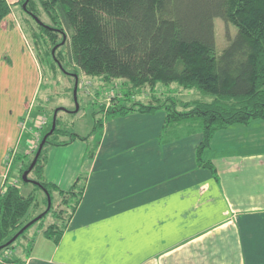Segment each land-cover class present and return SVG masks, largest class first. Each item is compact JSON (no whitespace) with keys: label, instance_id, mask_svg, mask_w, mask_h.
I'll use <instances>...</instances> for the list:
<instances>
[{"label":"crops","instance_id":"crops-1","mask_svg":"<svg viewBox=\"0 0 264 264\" xmlns=\"http://www.w3.org/2000/svg\"><path fill=\"white\" fill-rule=\"evenodd\" d=\"M37 98L32 92L20 109L10 98L0 102V122L7 123L0 127V187L6 154L15 150L11 169L15 164L18 173L27 150L25 144L19 151L23 136L33 138L43 117L40 108L31 117ZM165 116L160 108L102 119L86 161L83 141L53 146L44 180L66 192L83 176L80 199L57 242L36 229L27 234L30 251H4L0 262L264 264V127H238L235 137L232 127L216 131L201 152L208 167L196 160L201 130L164 127Z\"/></svg>","mask_w":264,"mask_h":264},{"label":"trees","instance_id":"trees-1","mask_svg":"<svg viewBox=\"0 0 264 264\" xmlns=\"http://www.w3.org/2000/svg\"><path fill=\"white\" fill-rule=\"evenodd\" d=\"M38 2L39 8L35 7L33 0H28L23 8L32 19L35 17L40 22L34 19L42 31L41 35L33 32L34 38L41 40L44 47H51L59 33L64 35L65 31L68 32L65 55L60 51L57 53L66 57L84 76L100 77L106 85L115 80L121 81V85L128 90L123 95H133L135 90L145 86L154 89L158 83L169 85L173 82L183 89H194L199 95V98L182 105L172 98L161 102L135 101L127 105V99L121 101L118 98L113 100L114 105L109 107L104 118L126 115L132 111L164 109V127L183 124L201 130L202 140L197 147L196 160L199 164L210 167L201 160V152L209 146L216 131L232 124H247L252 119L264 117V0ZM38 9L57 26L41 21ZM9 12L7 0H0V23ZM216 17L233 24L237 29L235 36L218 54L215 50L213 26V19ZM55 46L56 51L60 44ZM46 51L45 49L42 53L38 48L39 58L47 64L50 62L52 69L60 64L58 66L64 70L55 51L54 54L52 50L49 54ZM46 55L48 57L44 58ZM101 122L102 120L96 122L95 128H99ZM58 124L56 117L55 128L46 138L30 171L36 172L37 179L31 181L42 192L46 206L48 198L50 199L51 207L49 210L45 208V216L54 212V192H58L61 203L68 210L65 219L52 221L44 227L43 224L38 226L43 228V236L53 242L60 238L84 187L83 176H79L68 191L60 192L42 176L46 145L62 146L75 139L84 140L72 133L67 140L58 141ZM47 127L45 134L50 130L51 124ZM93 143L90 150L87 145L85 161L93 156L96 141L93 140ZM35 154L36 152L33 158ZM33 200V195L24 197L14 187H8L4 194H0V255L4 249H14L13 243L21 237L27 240L21 246L22 250L26 253L30 251L32 238L27 236V232L34 225L27 226L20 233L17 229L20 228V219ZM14 236L10 245L7 244ZM17 262L20 260L3 258L0 264Z\"/></svg>","mask_w":264,"mask_h":264},{"label":"rangeland","instance_id":"rangeland-1","mask_svg":"<svg viewBox=\"0 0 264 264\" xmlns=\"http://www.w3.org/2000/svg\"><path fill=\"white\" fill-rule=\"evenodd\" d=\"M24 1L25 0H7L10 5V12L0 23V83L2 84L0 86V102H5L6 100L4 99L10 98L12 105L20 109L23 108V105L28 104V96L35 91L38 98L36 99L31 117L34 119L37 109L40 108L39 114L47 120V125L45 127L36 128V146L26 150L23 157L24 160L20 162L21 168L18 173H16V171L14 172L13 169L15 164H13L10 176L16 179L17 185H5L6 189L8 187L20 189V194L24 197H29L30 195L34 196L33 203L20 219V228L18 227L17 229L19 230L18 233H20L24 227L26 228L33 224L34 226L27 232V234H29L36 229L41 230V228L38 227L39 224H43L42 227H44L52 221H60L61 218L65 219L67 217L68 210L66 206H64L60 200H56L58 195L54 193L52 204L54 214L51 212L45 216L47 206L44 202V196L39 189H36L35 185L32 183L33 181H31L37 179L36 172L28 173L27 179L31 182L24 183L21 178L22 173L25 171H23V169L31 162L48 128L47 126L51 124L55 110L58 111L56 117L59 121L57 126L59 135L56 139H58V141L67 140L73 133L84 138V140H78L85 142L90 150L94 144L93 140L97 141L95 138H99L100 135V127L95 128V124L107 116L106 114L108 109H110L109 107L114 105L112 104L113 100L119 98L121 101H125V99H127V105H131L135 101L147 102L148 98L149 101L151 100L154 102H156L155 100L161 102L164 99L170 100V98H172L179 105H182L186 101L199 98V95H197L194 89H183L175 82L169 85L158 83L154 89L145 86L135 90L133 95L129 93L123 95V93L128 90L121 85V81L115 80V82L110 85H106L100 77L84 76L77 67L68 62L66 57H62L57 53L60 51L65 55L68 46V32L65 31L64 35H66L64 40L62 37L63 35L59 33L55 40V44L51 45V47H44L41 40H36L34 38L33 32L37 35H41L42 31L34 19L23 11L22 5ZM33 1L35 2V7L39 8L38 0ZM38 12V17L41 21L49 25L57 26L48 19L42 10L38 9ZM213 26L215 50L218 54L227 45L229 40L235 36L237 29L233 24L225 23L217 17L213 19ZM59 44L60 46L58 48L60 50L57 48L55 51V45ZM36 45L42 53L45 49L47 50L45 53L48 52V54L50 50H52V54H54L55 51L64 70L58 66L60 64H58L55 69H52V67H50V62L47 64L46 61L41 60L38 56L40 52H38ZM46 57L48 56H44V58ZM76 74L78 84L74 99L73 90ZM76 105L78 107L77 111H75ZM115 105L118 107V104ZM13 114L15 115V112ZM254 120H259V122H255ZM260 122H262L261 119H252L247 124H232L228 126L232 127L229 128L228 133H232V137L239 136L238 127H264L263 124L258 126ZM6 125L7 123L0 122V127H6ZM233 127H235L236 130L233 129ZM1 132L0 128V133ZM29 138L31 139V136H23L20 146L18 145L20 148L19 151L22 150L25 144L27 145L30 140ZM51 149H53V145L48 144L45 146V155L47 158ZM65 156H68V154H64V159ZM18 161L20 160L18 159ZM14 238L15 236L12 237L7 244L9 243L10 245V241ZM24 242L27 243V240H23L22 237L17 239L13 243L14 249L16 251L22 250L21 246L24 245ZM4 251L6 252L9 250L8 248L4 249L2 253ZM2 255L5 256L4 253Z\"/></svg>","mask_w":264,"mask_h":264},{"label":"built area","instance_id":"built-area-1","mask_svg":"<svg viewBox=\"0 0 264 264\" xmlns=\"http://www.w3.org/2000/svg\"><path fill=\"white\" fill-rule=\"evenodd\" d=\"M27 118L24 119V121L22 123H20V129L23 133V131H25L26 127H25V122H26ZM47 125V120L44 118V117H40L38 119V121L36 122L35 126H34V132L32 133L33 135V138H31L29 140V142L27 143V149L28 148H33L34 146H36V143H37V136H36V128L39 127V128H43ZM31 151V150H30ZM15 150H10L6 156H5V184L2 185V187H0V194L6 190V184H11V185H17V182H16V179L14 178H11V179H8L7 175L9 176V173H10V170H11V166H12V163H13V160H14V157H15Z\"/></svg>","mask_w":264,"mask_h":264},{"label":"water","instance_id":"water-1","mask_svg":"<svg viewBox=\"0 0 264 264\" xmlns=\"http://www.w3.org/2000/svg\"><path fill=\"white\" fill-rule=\"evenodd\" d=\"M27 2H28V0H25V1H24L23 5H22L23 8H25ZM34 19H35L37 22H39L35 17H34ZM39 23H40V22H39ZM64 38H65V35H63V40H64ZM53 50H54V49H53ZM77 84H78V80H77V77L75 76V84H74V90H73V92H74V99H75V94H76V87H77ZM77 109H78V107H77V105H76L75 111H77ZM56 113H57V110L54 111L53 118H52V122H51V128H50V130H49V131L43 136V138L41 139L40 144H39V146H38V149H37V151H36V154H35V157H34L33 161L31 162V164L29 165V167H28V168L22 173V177H21V178H22V181H23V182L30 181V180L27 179V175H28V173L31 171V169L33 168V166H34V164H35V162H36V158H37V156H38V154H39V152H40V150H41V148H42V146H43V144H44L46 138H47V137L53 132V130H54V128H55ZM49 207H50V199L48 198L47 209H49ZM24 228H25V227H24ZM24 228H23V229H24ZM23 229H22V231H23ZM12 240H13V239H12ZM10 242H11V241H10Z\"/></svg>","mask_w":264,"mask_h":264}]
</instances>
